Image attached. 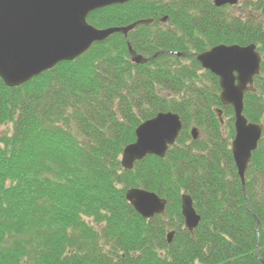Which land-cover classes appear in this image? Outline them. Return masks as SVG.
<instances>
[{"label":"trees","instance_id":"1","mask_svg":"<svg viewBox=\"0 0 264 264\" xmlns=\"http://www.w3.org/2000/svg\"><path fill=\"white\" fill-rule=\"evenodd\" d=\"M241 1L253 17L212 0L99 9L87 18L97 29L154 22L127 37L115 33L16 88L0 79V126L11 125L0 136V264H264V0ZM128 43L145 58L157 56L135 65ZM250 44L262 59L243 114L263 132L242 191L230 152L233 119L222 132L232 108L221 104L218 79L195 55ZM167 112L182 123L175 144L164 158L149 155L123 170L135 129ZM193 127L202 134L196 140ZM132 188L165 199L164 214L138 215L125 199ZM182 194L201 218L192 234Z\"/></svg>","mask_w":264,"mask_h":264},{"label":"water","instance_id":"2","mask_svg":"<svg viewBox=\"0 0 264 264\" xmlns=\"http://www.w3.org/2000/svg\"><path fill=\"white\" fill-rule=\"evenodd\" d=\"M132 0H0V79L5 86H21L61 62L73 61L95 43H101L115 33L127 34L139 25H151L152 19L137 20L127 26L97 29L88 24L87 17L94 11ZM238 0H213L217 7L236 5ZM166 18H163L164 22ZM131 62L143 65L156 58L145 59L127 45ZM181 56V55H179ZM203 70L218 78L219 100L230 106L234 118V138L231 154L242 190L245 172L252 153L262 137L263 124L248 122L243 114V99L255 93L254 77L260 73L261 55L253 44L247 46L218 45L195 55ZM220 123L222 111L217 110ZM182 124L178 115L158 113L135 129L134 143L126 146L121 155V167L132 170L134 163L146 156L163 158L175 143ZM193 140L198 130L191 129ZM125 199L144 219L163 215L166 200L142 189L132 188ZM184 227L192 234L200 222L189 195L180 198ZM173 232L167 234L171 242Z\"/></svg>","mask_w":264,"mask_h":264},{"label":"rangeland","instance_id":"3","mask_svg":"<svg viewBox=\"0 0 264 264\" xmlns=\"http://www.w3.org/2000/svg\"><path fill=\"white\" fill-rule=\"evenodd\" d=\"M248 2L249 1H247V3ZM229 11H230V14H232L234 16H237L238 15V16H240L243 19H247L248 17H253V15H254L252 12H250L249 9H247L245 7L244 2H242L241 0H239V2L235 6H230V10ZM166 21H164V22H161L160 21L161 23H159V22H157V23H159V25H166ZM208 50H206V51H208ZM200 74H203V73L201 71H199V74L198 75L201 78L200 81L203 84H205V86H208L209 87L210 86L209 81L205 79V76L202 77ZM223 119H224V125H223L224 128H223V131L222 132L225 133V135H227L228 134V122L233 119V116L232 117H228V118H223ZM231 124H232V128H233V121H232ZM10 134H11V125L10 124H6V125L4 124V125L0 126V136H2V135H10ZM200 135L202 136L201 133H200ZM233 137H234V135H233ZM88 223L91 224V222H88ZM171 231H173V230H171V229L170 230H167V234L170 233Z\"/></svg>","mask_w":264,"mask_h":264}]
</instances>
